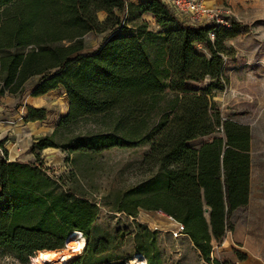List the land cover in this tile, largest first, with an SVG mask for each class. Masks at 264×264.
Instances as JSON below:
<instances>
[{"label":"trees","instance_id":"obj_1","mask_svg":"<svg viewBox=\"0 0 264 264\" xmlns=\"http://www.w3.org/2000/svg\"><path fill=\"white\" fill-rule=\"evenodd\" d=\"M99 12L105 14L102 20ZM146 14L163 42L162 73L146 51L154 35ZM245 29L236 20L229 26L192 25L161 0H0V96L21 98L36 76L31 96L64 90L67 113L56 132L38 138L33 150L53 141L63 126L117 112L118 133L73 136L54 144L80 155L131 147L134 141L147 144L143 161L150 175L126 192L120 211L130 216L139 207L161 211L184 226L183 234L205 264H231L211 255L231 230L233 212L249 202L252 132L246 124L222 118L212 96L228 85L225 61L234 50L226 41ZM103 32L99 47L86 51L83 37ZM165 88L174 97L154 119ZM27 109L26 121L46 117L44 109ZM216 131L223 136L197 148L188 144ZM96 217L95 204L63 189L39 158L33 163L0 158V257L26 263L34 253L64 250L68 236L78 231L86 245L68 264H89L110 249L109 241L92 234ZM156 238L147 226L136 229L135 245L146 264H163Z\"/></svg>","mask_w":264,"mask_h":264},{"label":"rangeland","instance_id":"obj_2","mask_svg":"<svg viewBox=\"0 0 264 264\" xmlns=\"http://www.w3.org/2000/svg\"><path fill=\"white\" fill-rule=\"evenodd\" d=\"M137 1V0H131ZM139 1V0H138ZM230 10V16L251 30L249 34L240 36L243 44H257V50H252L248 55L250 59H256L255 66L246 65L244 72L237 80L228 87L215 94L216 105L220 108L222 118H231L239 123L250 126L252 132L251 157V188L249 202L233 212L230 218L231 230L223 237L220 243L234 248V253L252 255L264 262V25L253 21L264 20V5H233L230 2H222L219 5H210ZM104 13L99 12L98 18L102 20ZM151 15H144L148 21V28L154 32L153 37L146 43V51L153 63H158L160 72H165V59L162 57L163 42L157 35L159 30L157 24L153 25ZM253 23V24H252ZM106 33H88L84 39L85 50L93 51L99 47ZM208 54L204 49H200ZM255 53L254 58L251 57ZM38 77L31 78L25 84L28 93L31 85ZM25 94V95H26ZM9 97V98H8ZM0 100L7 104L10 114L17 111L19 105L15 102L20 96L9 95ZM174 97V93L165 88L163 94L157 100L153 118L156 119L161 110L168 106V101ZM14 98V99H13ZM19 100V99H18ZM26 96L22 98L25 102ZM67 96L63 89L59 88L56 95L44 97L43 104L52 119L64 110ZM22 105V103H21ZM18 112V111H17ZM117 112L89 116L63 126L55 134L53 141H48V147L54 143H63L73 136H86L98 133H118L115 127ZM134 126L133 121L129 129ZM223 136L222 132H214L211 135L189 141L191 147L197 148L202 142L209 141L212 137ZM131 147H115L99 153H84L67 155L64 158H54L52 154L47 158H39L40 162L48 168V173L55 179L63 189L74 193L76 196L84 197L97 208V217L94 223L93 236L98 239L109 241V251L92 258L89 264H129L135 255L142 258L146 264L144 255L138 252L135 245V234L138 226H147L156 232V246L160 252L163 264H205L200 258L197 250L190 239L181 234L173 237L170 229L174 227V219L161 211H153L137 208L135 216L120 211V201H127L126 192L146 180L150 171L144 163L143 158L149 151L147 144L139 141ZM49 152L51 151V149ZM155 171V170H154ZM125 196V197H124ZM227 235V237H226ZM70 236L67 238L69 241ZM86 243V238H85ZM69 247V242L64 250ZM85 248V247H84ZM63 251V250H62ZM77 253V258L83 253ZM46 252L59 253L61 251H45L43 254H35L36 264H46L43 256ZM219 255V251L212 249V257ZM38 262H37V260ZM237 258V257H236ZM0 264H33L32 258L26 263H20L12 256L0 257Z\"/></svg>","mask_w":264,"mask_h":264},{"label":"crops","instance_id":"obj_3","mask_svg":"<svg viewBox=\"0 0 264 264\" xmlns=\"http://www.w3.org/2000/svg\"><path fill=\"white\" fill-rule=\"evenodd\" d=\"M226 1L232 3L233 5L241 6L249 4L263 7L264 5V0H205L207 5H219L222 2ZM151 20L154 25L155 20L153 18H151ZM256 20L253 21V23L256 22L264 25V20ZM245 28L246 29L244 32L226 41V44L232 47V49L234 50L233 54L226 58L225 61L224 75L228 79V85H231V83L237 80V77L240 76L242 72H244L243 69H245L246 65L255 66L258 62L256 59H250L248 58L249 56L246 55L252 50H255L256 52L258 43L254 42L252 45H246L240 42V40H235L239 39L240 36L249 34V31L251 30L248 28V26H245ZM254 55L255 53H253L251 57L254 58ZM58 90L59 88H56L48 91L43 95L31 96V90L29 89L28 93H25L26 95L24 94L21 98H18L19 100H15L19 107L17 108L18 112L13 111L15 112L13 113V117H7L11 111L6 107L8 106L7 104L2 105V101L0 100V158H7L8 161L17 160L20 162L33 163L36 161V158H41L44 156L47 158V155L49 154H52V157L54 158H64L67 157V155H72L69 154L68 150L57 147L56 145H53V147L50 148L47 144L41 150L32 149L33 144L38 138L50 136L54 134V132H56V127L59 119L68 111V100H66L67 107H65L64 110L60 112V115L54 117V119H52V124H50L51 120L46 107L43 104V100L44 97L56 95ZM216 93H214L212 96L215 104ZM8 96V94L0 96V99ZM24 96H26V100L25 102H22V98ZM29 106L34 109H44L46 111V117L42 120L26 121L25 116L27 115V107ZM216 108L221 112L220 108L217 105ZM48 149H51V151L53 152H49L50 150ZM213 248L219 251V255L215 256V258L220 260L221 262H230L231 264H264V262L260 261L259 258H253L252 255L248 256L243 254L245 258L243 260H239L238 258H236L234 248L229 247V245L225 244V242L216 243L214 244Z\"/></svg>","mask_w":264,"mask_h":264},{"label":"built area","instance_id":"obj_4","mask_svg":"<svg viewBox=\"0 0 264 264\" xmlns=\"http://www.w3.org/2000/svg\"><path fill=\"white\" fill-rule=\"evenodd\" d=\"M161 1L172 7L181 19L183 18L186 22L192 25L214 26L218 24H223L229 26L230 21L233 20V18L230 16L231 12L228 8L225 9L222 7L218 8L216 6L207 5L205 0H161ZM208 38L211 41L214 40L215 35L213 31H210L208 33ZM198 47L200 48V46ZM169 231L173 237H178L181 234H183L184 226L180 222L174 220V227L171 228ZM75 235H80L84 239V247H85L86 243H85L84 235L81 232L74 231L69 236L71 238L74 237ZM34 254L30 256L29 259L32 258Z\"/></svg>","mask_w":264,"mask_h":264},{"label":"bare ground","instance_id":"obj_5","mask_svg":"<svg viewBox=\"0 0 264 264\" xmlns=\"http://www.w3.org/2000/svg\"><path fill=\"white\" fill-rule=\"evenodd\" d=\"M83 248L84 239L80 235H75L74 237L69 238V247L67 250H63L59 253L46 252L43 256V259L46 264H68V262L72 260L77 253H81ZM40 254L43 253H38L37 255ZM142 258L134 257L132 260H130L129 264H143Z\"/></svg>","mask_w":264,"mask_h":264}]
</instances>
